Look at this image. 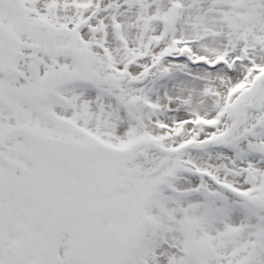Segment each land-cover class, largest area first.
<instances>
[{
  "label": "snow or ice",
  "instance_id": "obj_1",
  "mask_svg": "<svg viewBox=\"0 0 264 264\" xmlns=\"http://www.w3.org/2000/svg\"><path fill=\"white\" fill-rule=\"evenodd\" d=\"M0 264H264V0H0Z\"/></svg>",
  "mask_w": 264,
  "mask_h": 264
}]
</instances>
